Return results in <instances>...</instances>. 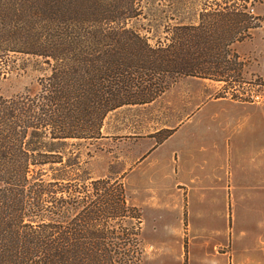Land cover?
I'll list each match as a JSON object with an SVG mask.
<instances>
[{
    "label": "trees",
    "instance_id": "trees-1",
    "mask_svg": "<svg viewBox=\"0 0 264 264\" xmlns=\"http://www.w3.org/2000/svg\"><path fill=\"white\" fill-rule=\"evenodd\" d=\"M247 2L203 0L151 43L131 25L142 0H0V76L18 54L51 69L35 92L0 93V264H142L143 216L122 178L82 175L71 147L103 138L109 113L152 102L168 76L239 77L232 46L264 23Z\"/></svg>",
    "mask_w": 264,
    "mask_h": 264
},
{
    "label": "rangeland",
    "instance_id": "rangeland-1",
    "mask_svg": "<svg viewBox=\"0 0 264 264\" xmlns=\"http://www.w3.org/2000/svg\"><path fill=\"white\" fill-rule=\"evenodd\" d=\"M201 2L142 0L145 17L131 25L155 43L168 22L196 18ZM247 6L264 17V0ZM232 48L239 77L168 76L152 102L109 113L103 138L71 147L81 152L82 175L122 178L143 216L142 264H226L215 253L231 249L237 264L264 258V23ZM4 62L5 97L37 91L51 71L29 55Z\"/></svg>",
    "mask_w": 264,
    "mask_h": 264
},
{
    "label": "crops",
    "instance_id": "crops-1",
    "mask_svg": "<svg viewBox=\"0 0 264 264\" xmlns=\"http://www.w3.org/2000/svg\"><path fill=\"white\" fill-rule=\"evenodd\" d=\"M230 253L231 254L228 257L225 256V253H223V254H217V253H215V255L218 256V257L219 256H222L226 260V264H227L228 261L230 262V264H232V261H234V262L236 261V264H237L238 261H237L236 254L234 253V250L231 249V252ZM251 258L249 257L248 259H251ZM258 261H260V259L259 260L252 259V260H249V262H247V264H250V263L251 264H259V263L264 264V258L261 260V262H258Z\"/></svg>",
    "mask_w": 264,
    "mask_h": 264
}]
</instances>
